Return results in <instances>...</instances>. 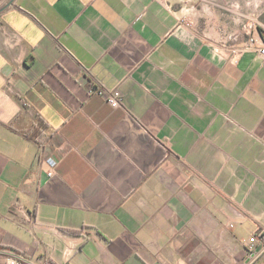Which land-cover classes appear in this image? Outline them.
Returning a JSON list of instances; mask_svg holds the SVG:
<instances>
[{"label": "crops", "instance_id": "0c3cea01", "mask_svg": "<svg viewBox=\"0 0 264 264\" xmlns=\"http://www.w3.org/2000/svg\"><path fill=\"white\" fill-rule=\"evenodd\" d=\"M246 23L263 2L0 0V264H264Z\"/></svg>", "mask_w": 264, "mask_h": 264}, {"label": "built area", "instance_id": "2783aa9c", "mask_svg": "<svg viewBox=\"0 0 264 264\" xmlns=\"http://www.w3.org/2000/svg\"><path fill=\"white\" fill-rule=\"evenodd\" d=\"M243 28L249 43L255 47L258 54L264 59V32L259 31L253 23H246L243 25ZM93 92L104 96V98L114 108H120L123 105L124 96L121 90H119L118 88L109 89L104 87H95L93 89ZM47 162L49 164L48 175L50 177H53L56 174L58 162L54 158H48ZM259 241H261L264 245V229L260 230L250 238L249 243L246 244L247 250H254ZM9 264H21L20 258H12Z\"/></svg>", "mask_w": 264, "mask_h": 264}, {"label": "rangeland", "instance_id": "374dc122", "mask_svg": "<svg viewBox=\"0 0 264 264\" xmlns=\"http://www.w3.org/2000/svg\"><path fill=\"white\" fill-rule=\"evenodd\" d=\"M245 1H246V3L250 2L251 4H253V3L255 4L259 1V2H263V4H264V0H245ZM209 25H211V27H214V24H209Z\"/></svg>", "mask_w": 264, "mask_h": 264}, {"label": "trees", "instance_id": "16d2710c", "mask_svg": "<svg viewBox=\"0 0 264 264\" xmlns=\"http://www.w3.org/2000/svg\"><path fill=\"white\" fill-rule=\"evenodd\" d=\"M42 125H45L46 126V124L44 123V121H42ZM72 233H76V232L75 231L74 232L72 231Z\"/></svg>", "mask_w": 264, "mask_h": 264}]
</instances>
